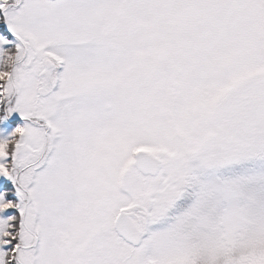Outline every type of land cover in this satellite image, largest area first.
I'll use <instances>...</instances> for the list:
<instances>
[{
	"label": "snow or ice",
	"instance_id": "1",
	"mask_svg": "<svg viewBox=\"0 0 264 264\" xmlns=\"http://www.w3.org/2000/svg\"><path fill=\"white\" fill-rule=\"evenodd\" d=\"M0 264H264V0H0Z\"/></svg>",
	"mask_w": 264,
	"mask_h": 264
}]
</instances>
